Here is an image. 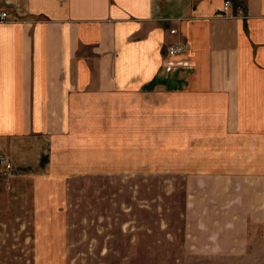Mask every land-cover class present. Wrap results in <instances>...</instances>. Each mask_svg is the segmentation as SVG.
Returning <instances> with one entry per match:
<instances>
[{
  "label": "crops",
  "instance_id": "obj_1",
  "mask_svg": "<svg viewBox=\"0 0 264 264\" xmlns=\"http://www.w3.org/2000/svg\"><path fill=\"white\" fill-rule=\"evenodd\" d=\"M231 1L0 0V153L12 176L37 189L75 165L101 170L91 156L108 151L92 150L93 136L131 107L135 123L163 124L152 166L162 151L164 169L212 172L184 175L219 185L216 226L235 220L218 232L230 245L215 234L213 250L245 253L248 225L264 229V0ZM173 43L186 49L167 57Z\"/></svg>",
  "mask_w": 264,
  "mask_h": 264
},
{
  "label": "rangeland",
  "instance_id": "obj_2",
  "mask_svg": "<svg viewBox=\"0 0 264 264\" xmlns=\"http://www.w3.org/2000/svg\"><path fill=\"white\" fill-rule=\"evenodd\" d=\"M123 111L128 121L107 127L103 120L93 136L92 150L108 151L91 156L106 163L101 170L75 165V176L62 179L55 172L38 180L37 189L31 177H0V264H262L263 224L248 225L245 253L214 251L215 234L221 246L231 243L218 234L231 231L222 227L229 220L214 224L222 210L212 203L219 185L199 187L200 178L184 175L212 172L164 169L162 151L158 167L152 166L163 124L135 123V110ZM143 126L146 131H139Z\"/></svg>",
  "mask_w": 264,
  "mask_h": 264
},
{
  "label": "built area",
  "instance_id": "obj_3",
  "mask_svg": "<svg viewBox=\"0 0 264 264\" xmlns=\"http://www.w3.org/2000/svg\"><path fill=\"white\" fill-rule=\"evenodd\" d=\"M231 4H232L231 0H224L223 7L227 9ZM6 18H8V12L0 8V22L6 20ZM185 49L186 48L183 44L173 43L167 47L166 55L167 57H171L177 54L178 52L184 51ZM12 169H13V164L10 158L8 157V155L4 153H0V177L10 176Z\"/></svg>",
  "mask_w": 264,
  "mask_h": 264
}]
</instances>
